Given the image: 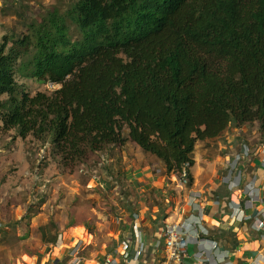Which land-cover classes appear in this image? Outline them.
<instances>
[{
	"label": "trees",
	"instance_id": "trees-1",
	"mask_svg": "<svg viewBox=\"0 0 264 264\" xmlns=\"http://www.w3.org/2000/svg\"><path fill=\"white\" fill-rule=\"evenodd\" d=\"M13 5L29 24L0 43V121L64 163L134 143L170 177L194 166L198 142L214 158L232 122L256 124L264 144V0H69L32 16ZM23 78L59 86L34 92ZM37 230L46 244L61 236L54 220Z\"/></svg>",
	"mask_w": 264,
	"mask_h": 264
},
{
	"label": "rangeland",
	"instance_id": "rangeland-1",
	"mask_svg": "<svg viewBox=\"0 0 264 264\" xmlns=\"http://www.w3.org/2000/svg\"><path fill=\"white\" fill-rule=\"evenodd\" d=\"M14 2L0 0V43L13 28L25 30L29 24L23 26L17 15L22 6L15 7ZM68 2L24 0L31 16L49 14L56 8L61 12ZM22 82L34 92L49 88V84L35 78H23ZM2 124L0 121V228L9 226L10 235L17 233L21 239L0 244V264L43 263L48 254L52 255V261L54 253L64 252V248L72 246H78L85 256L101 257L118 244V238L123 234V228L130 224L128 218L134 212L139 214L141 226L150 230L151 239L163 241L165 220L160 221L161 215L169 212L168 220L174 221L177 218L174 207L182 209L187 204L188 188L180 186L172 176L167 177L157 159L146 156L134 143L114 151L93 152L84 162L71 166L53 153L50 143L32 136L23 139L16 130H5ZM232 125L231 128L237 129V124ZM253 126L257 127L256 124ZM242 131L244 138H250L261 147L259 133H248L244 127ZM218 138L212 141L215 147L221 148ZM230 139L231 147L225 151L228 156L238 148L235 146L236 134ZM203 145L201 142L196 144L195 155L201 157L210 171L216 168L217 162L206 157L209 151ZM255 158L263 159L264 152H259ZM196 159L192 167L194 173L202 168L200 159ZM245 161L258 177H264L261 163L258 166L252 159ZM111 167L118 169V173L114 174ZM212 175L213 171L209 178ZM127 189L132 190L130 201L121 193ZM51 220L58 224L61 236L57 243L46 244L37 229ZM157 221H160L159 226L153 230Z\"/></svg>",
	"mask_w": 264,
	"mask_h": 264
},
{
	"label": "built area",
	"instance_id": "built-area-1",
	"mask_svg": "<svg viewBox=\"0 0 264 264\" xmlns=\"http://www.w3.org/2000/svg\"><path fill=\"white\" fill-rule=\"evenodd\" d=\"M59 83H49L50 88L58 87ZM235 132L237 141L235 152L230 156L231 162L226 167V172L218 173L210 181V188L219 192H229L230 199L233 201L231 207V216L234 221L249 219L250 228L259 232L264 240V207L257 209L255 215H247L245 208L252 207L259 200H264V191L258 173L251 172V179L244 181V176H249V164H246V159H255L256 154L263 151L264 144L258 145L250 138H244L242 128L237 127ZM245 150V152H242ZM221 155V154H220ZM261 165L264 167V158L260 159ZM192 172V165L187 162L179 171L173 172L170 177L174 181H178L180 186L187 187L186 195L187 204L191 206L190 214L184 216L178 221L166 222L164 225V240L156 242L146 234L145 229L141 226L140 216L136 212L133 213V223L128 229L123 228V234L118 238V244L108 253L101 257L92 259L86 258L82 254L78 246H73L71 249L64 252H57V260L65 261L66 264H127L131 257L135 254L143 257L144 264H212V254L218 247L216 240H210L206 236L204 223L210 222L215 225H220L221 221L217 218L206 214L198 205L199 195L192 191L189 186ZM261 183V187L258 186ZM182 219V221H180ZM235 225L228 227L229 231H235ZM150 237V241H149ZM194 244V259L190 260L192 253L190 244ZM236 255L243 256L239 250L234 252ZM190 260L191 262H189ZM248 264H264V253L255 259L254 263Z\"/></svg>",
	"mask_w": 264,
	"mask_h": 264
},
{
	"label": "crops",
	"instance_id": "crops-1",
	"mask_svg": "<svg viewBox=\"0 0 264 264\" xmlns=\"http://www.w3.org/2000/svg\"><path fill=\"white\" fill-rule=\"evenodd\" d=\"M246 129H248L247 126H245ZM254 129H256L255 127H253ZM228 130V131H227ZM225 131V133L223 134V136H220L218 138V140H220L219 144L221 146V148H217L215 147L216 145L214 144V147L219 151V153L212 158V162H217L216 163V168L215 169H211L209 171V166H206L205 164H203L201 161V157L198 156L196 157V152H195V164L197 162L196 158L200 159V162L202 164V168H200V170L198 171V173H194L192 171L193 174V183L191 185L192 187V191L196 192L199 197H198V205L201 207V209L206 213L209 214V216L217 218L219 221H221L220 225H215L213 223L207 222L204 223V229L206 230V236L210 238V240H216L218 242V247L217 249L214 250L213 254H212V264H248V263H254L255 259L259 258L260 253L263 254L264 253V240L262 239V236L259 232H256L254 230H252L250 228V220L249 219H245V220H241L239 218V220L234 221L233 217L231 216V207L230 205L233 204V201L230 199V193L229 192H219V191H215L212 190L210 188V184L209 181L212 179L213 175L215 173H225V169L227 167V165L231 162L232 158L230 156H228L226 154L225 151H227V148L231 147V139L230 137H234L236 129L235 128H230L227 129ZM246 131V130H245ZM217 140V139H215ZM228 141V142H227ZM233 142V141H232ZM221 151V152H220ZM235 152L232 151V154ZM221 154V155H220ZM208 157V156H206ZM208 159H211L208 157ZM205 162V160H204ZM253 163H255L256 165H260V160L255 158L252 161ZM194 164V165H195ZM213 171V175L211 178H209L210 176V172ZM248 174L249 176H245L244 177V181H248L251 179L250 174L251 172L248 170ZM260 178V177H259ZM261 183L264 182V177L260 178ZM261 183L258 182V186L261 187ZM264 187V184L263 186ZM264 191V188H263ZM176 200L173 201V204H175ZM182 202V199H181ZM167 206L169 204H166ZM264 207V200L259 199L257 200L252 207L249 208H245V213L247 215H255V213L257 212V209H260ZM174 212L177 216L176 220L174 221H178L181 217L182 219L184 218V216H187L190 214V210H191V206L185 203V207H183L182 209L180 208H175L174 207ZM133 216V214H132ZM132 216L129 219H131L130 224L127 226H125V229H128L131 225L135 226L134 223L132 222ZM170 218L169 216V212H163V214L161 215L160 221L165 220L164 223L166 222H172L170 220H168ZM182 219L180 221H182ZM157 221L154 223L155 227L153 228V230H156L159 226V222ZM230 225H235L236 229L235 231H229L228 227ZM145 229L146 234H148L150 236L151 232L148 228H146V226H143ZM163 235V233H162ZM150 237H149V241H150ZM158 241V240H157ZM73 247V246H72ZM72 247H68V248H64L65 253H67V251L69 249H71ZM194 244L191 243L190 244V250L192 253V256L190 258V260L194 259L195 253H194ZM236 250H239V253L242 252L243 256H238L236 255L234 252ZM108 253V252H107ZM57 254V253H56ZM56 254L53 257V260L51 261V254H48V258L45 262L43 263H38V264H66L65 261L60 262L57 260ZM105 254V253H103ZM88 259H92L93 257H90L88 254H86ZM98 257V256H97ZM130 262H127V264H141L144 263V258L140 257V255H134L133 257L130 258ZM190 260H188L189 262H191ZM38 262H41V260ZM22 263V262H21ZM19 263V264H21ZM28 264H33L31 262H29Z\"/></svg>",
	"mask_w": 264,
	"mask_h": 264
},
{
	"label": "clouds",
	"instance_id": "clouds-1",
	"mask_svg": "<svg viewBox=\"0 0 264 264\" xmlns=\"http://www.w3.org/2000/svg\"><path fill=\"white\" fill-rule=\"evenodd\" d=\"M49 88H50V87H49ZM232 124L234 125V124H237V123L232 122ZM232 124H231V125H232ZM231 125H230V126H231ZM233 125H232V126H233ZM230 126H229L227 129L231 128ZM245 126H246V125H245ZM245 126H239V125H237V127H239V128L244 127V130H246V132H249V128H250V127H249L248 129H246ZM227 129H226V130H227ZM251 131L253 132V133L251 132V134H254V132L256 131V129H254V128L252 127V128H251ZM256 132H257V131H256ZM257 133H258V132H257ZM192 167H193V166H192ZM111 250H112V249H111Z\"/></svg>",
	"mask_w": 264,
	"mask_h": 264
}]
</instances>
